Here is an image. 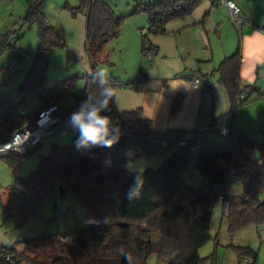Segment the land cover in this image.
<instances>
[{
	"label": "trees",
	"instance_id": "obj_1",
	"mask_svg": "<svg viewBox=\"0 0 264 264\" xmlns=\"http://www.w3.org/2000/svg\"><path fill=\"white\" fill-rule=\"evenodd\" d=\"M202 1L136 3L129 14L145 13L148 22L146 32L141 35V50L148 34H166L168 22L186 18ZM41 2H31L22 18L23 23H36L38 49L19 84L0 95V144L52 105L56 106L52 115L58 118L55 127L69 120L86 95L96 97L100 89L93 75L97 65H111L108 54L104 53L105 45L118 36L127 17L117 14L104 0H77L74 6L65 4L72 15L86 16L84 49L92 74L77 73L47 86L46 69L51 51L65 42L45 20L40 11ZM241 64L239 44L210 72L225 87L232 109L248 102L253 93L262 94L256 85L242 83ZM79 77L86 78L83 92L76 96L74 106L66 108L61 103L73 92ZM106 80L115 91L120 86L116 80L109 77ZM33 93L39 106L34 112H26L27 98ZM241 94L244 98L238 102ZM180 103L181 96H177L171 113L178 110ZM107 115L120 131L119 141L111 148L77 149L78 134L73 129L68 144L51 145L38 167L23 177L17 175L21 155L14 149L0 151V162H5L15 174L5 200L0 196V208L6 218L13 219L18 227L23 226L30 217L38 215L39 205L58 182L62 193L72 191L76 202L85 206L88 223L65 233L19 237V247L0 246V264H128L121 250L131 254L132 264H148L152 255L165 258L167 264H217L215 251L202 256L200 249L210 240L219 244L218 234L211 233L213 210L218 203L230 234L250 225H264V130L261 129L260 140L235 126L227 130L222 140L205 135L192 169L199 173L201 181L193 188L185 179L193 156L190 140L196 132L204 134L205 129L192 133L169 129L158 133L140 108L119 111L111 106ZM180 138L188 143L179 145ZM129 151L131 156L126 155ZM157 153L165 155L163 160L157 167L143 170L145 183L141 195L129 200L126 193L133 174L125 168L126 162ZM236 177L241 185L237 191L234 190ZM64 237L68 239L63 240ZM227 246L234 250L237 264H244L246 257H251L250 264H255L256 250L252 247Z\"/></svg>",
	"mask_w": 264,
	"mask_h": 264
},
{
	"label": "crops",
	"instance_id": "obj_2",
	"mask_svg": "<svg viewBox=\"0 0 264 264\" xmlns=\"http://www.w3.org/2000/svg\"><path fill=\"white\" fill-rule=\"evenodd\" d=\"M230 1L240 8L245 23L236 27L230 20L227 5L203 0L186 18L168 22L166 34L147 35L146 42L154 51L152 59L142 56L137 30L146 29L139 25H148L147 18L127 14L115 39L118 52H125V57L111 62L110 66H117L119 71L106 70V77L120 84L114 97L119 111L140 108L143 117L151 120L158 133L169 129H185L190 133L204 130L210 119L232 110L225 87L216 82L210 72L240 44L241 81L256 85L262 94L253 93L248 102L229 113L224 127L228 130L235 126L252 138L257 137L254 139H262L264 30L257 26H264V0ZM66 3L68 0H42L40 8L47 23L54 26L66 42L69 59L77 62V69L68 70L61 77L82 71L90 75L92 71L84 49L86 16L84 13L72 15L64 9ZM98 70L97 67L96 72ZM193 76H200L208 84V91L202 86L192 87L188 79ZM177 96H181L180 106L171 113ZM220 127L221 123H215L216 130L209 138L222 137L224 134L217 132Z\"/></svg>",
	"mask_w": 264,
	"mask_h": 264
},
{
	"label": "rangeland",
	"instance_id": "obj_3",
	"mask_svg": "<svg viewBox=\"0 0 264 264\" xmlns=\"http://www.w3.org/2000/svg\"><path fill=\"white\" fill-rule=\"evenodd\" d=\"M35 1L38 0H0V95L19 84L28 72L33 57L37 52L39 39L36 23L22 22V18L29 11L30 3ZM104 1L112 6L117 14L127 15L135 8L136 3H153L157 0ZM68 2L66 4L73 6L77 4V0H68ZM64 9L69 12L67 8L64 7ZM134 15L147 18L145 13ZM139 27L147 28V23L139 25ZM138 37L139 41H141V35L139 33ZM116 38L108 41L105 45L104 53L108 54L110 62L117 59H124L125 57V52H118ZM66 45L65 42L64 46H56L51 51L49 64L46 69L47 86L65 78L61 76L68 72V70L73 71L78 68L75 66L77 65L76 60L69 59L70 52ZM16 54L20 55V57H16ZM14 60L17 63V68L11 71V63ZM97 67L98 69H105L107 71L110 69L114 71L120 70L117 66H110V64H99ZM85 83V77L77 78L73 92L63 99L62 106L66 108L74 106L76 104V96L82 94ZM38 106L39 100L36 94H30L27 98L26 112H34ZM73 134V128L69 122L56 125L50 135L44 136L38 145L33 146L31 151L23 156L18 167L17 175L23 177L31 173L38 167L41 157L47 154L51 145L68 144ZM216 139L222 140V137L216 136ZM164 156V154L157 153L148 156L144 155L131 161L145 170L147 168L157 167ZM185 179L189 186L195 188L199 185L201 176L196 170L188 169L185 173ZM14 180V172L10 170L5 162H0V196L3 200H5L8 186ZM60 188V184L56 182L48 197L39 205L38 215L30 217L21 227H18L13 219L6 218L0 208V246L16 244L19 247V243L17 242L19 237L26 238L40 234L65 233L76 227H86L88 223L85 218V206L82 203L76 202V196L72 191L62 193ZM240 188V182L236 177L234 178V190L237 191ZM211 231L212 235L218 234L219 244L215 245L214 240H210L200 249L202 256H206L215 251L217 264H237V257L234 250L227 245L250 246L256 250L255 264H264V225L259 227L250 225L238 232L230 234L227 231L225 219L222 215L221 204L218 203L213 210ZM148 264H167V260L152 255L148 259Z\"/></svg>",
	"mask_w": 264,
	"mask_h": 264
},
{
	"label": "clouds",
	"instance_id": "obj_4",
	"mask_svg": "<svg viewBox=\"0 0 264 264\" xmlns=\"http://www.w3.org/2000/svg\"><path fill=\"white\" fill-rule=\"evenodd\" d=\"M93 80L100 89L96 97L88 94L81 102L78 109L69 116L70 126L77 132V149H91L94 147L111 148L120 139L118 124L112 123L107 113L115 103V89L106 80V70L99 69ZM111 105V106H110ZM131 151L126 155L131 156ZM258 155V153H257ZM125 168L133 174V182L126 193L129 200L137 199L144 187L143 169L135 165L131 160L127 161ZM128 264H132V256L121 250Z\"/></svg>",
	"mask_w": 264,
	"mask_h": 264
},
{
	"label": "built area",
	"instance_id": "obj_5",
	"mask_svg": "<svg viewBox=\"0 0 264 264\" xmlns=\"http://www.w3.org/2000/svg\"><path fill=\"white\" fill-rule=\"evenodd\" d=\"M215 1L217 3H223L228 6L230 11V20L236 27H239L241 24L246 22V20L240 13V8L233 1L230 0H215ZM257 27L261 30H264V26H257ZM137 30L141 35L146 32V29H142V28ZM142 56L146 59H152L154 56V51L152 50V48L148 46V43L146 41L143 43ZM10 68L11 71H14L17 68V63L15 60L11 63ZM188 80L192 87L202 86L204 87V89L208 91V87H207L208 84L204 83L199 77L193 76L190 77ZM243 98L244 95L241 94L240 96H238L237 101L240 102ZM54 109H56V106L52 105L47 109L41 111L33 119L32 122L27 124L25 127L21 128L20 130L16 131L11 136L10 139L1 143L0 151L14 149L21 155V159H22L24 154L27 152L28 148L40 142L44 136L50 135L52 133L54 125L58 122V118L52 115ZM233 112H236V109H232L228 113H224L214 119H210L205 128V133L200 134L199 132H196L195 136L191 138L190 147L193 151V156L189 164L190 169H193L194 163L197 158V152L199 146L204 140L205 135H209L212 133V131L215 129L214 128L215 123H221V127L218 129L217 132H219L220 134H225L227 132V129L224 127L225 119L229 113H233ZM67 122H69V120ZM177 142L179 145H185L188 143L187 139L185 138H180ZM231 175H233V173H231ZM67 239L68 238L66 237L63 238V240H67ZM243 261L244 264H250L252 262V258L246 257L243 259Z\"/></svg>",
	"mask_w": 264,
	"mask_h": 264
}]
</instances>
